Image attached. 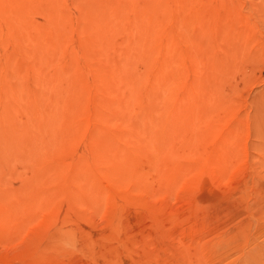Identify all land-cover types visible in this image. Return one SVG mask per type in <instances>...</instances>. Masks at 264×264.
Returning a JSON list of instances; mask_svg holds the SVG:
<instances>
[{
	"label": "rangeland",
	"instance_id": "obj_1",
	"mask_svg": "<svg viewBox=\"0 0 264 264\" xmlns=\"http://www.w3.org/2000/svg\"><path fill=\"white\" fill-rule=\"evenodd\" d=\"M0 264H264V0H0Z\"/></svg>",
	"mask_w": 264,
	"mask_h": 264
},
{
	"label": "bare ground",
	"instance_id": "obj_2",
	"mask_svg": "<svg viewBox=\"0 0 264 264\" xmlns=\"http://www.w3.org/2000/svg\"><path fill=\"white\" fill-rule=\"evenodd\" d=\"M247 252H248V251H247ZM247 252H246V253H247ZM247 254H250V253H247ZM247 258L251 259L252 257H251V255H249ZM248 261H249V260H248ZM252 261H253V259H252ZM252 261H251V262H252ZM249 263H250V261H249Z\"/></svg>",
	"mask_w": 264,
	"mask_h": 264
}]
</instances>
